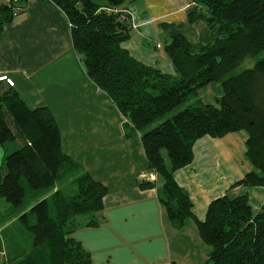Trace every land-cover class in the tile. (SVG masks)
<instances>
[{"label": "trees", "instance_id": "1", "mask_svg": "<svg viewBox=\"0 0 264 264\" xmlns=\"http://www.w3.org/2000/svg\"><path fill=\"white\" fill-rule=\"evenodd\" d=\"M50 1L70 23L72 46L87 77L123 117L125 137L140 134L146 170L163 181L159 201L167 217L176 228L187 219L195 223L207 247L203 264H264V204L254 213L248 194L224 195L209 204L199 221L174 180L175 171L191 163L197 140L244 131L245 157L253 170L232 188H264V56L258 57L264 53V0H189L194 5L189 21L202 20L216 32L197 52L183 36L170 37L164 52L175 76L139 63L123 49L130 30L129 16L119 17L125 13L120 8L124 0H108L104 8L91 0ZM13 15L10 7L0 6V34ZM251 59V67L237 71ZM212 83L223 89L216 105L203 103L198 95ZM182 103L187 105L166 118ZM15 141L17 150L3 159L0 199L11 206L8 212L19 215L33 243L29 253L9 258L0 240V264H92L73 237L79 227L75 219L86 217L82 226L95 227L107 189L61 151L51 111L29 108L3 79L0 146ZM68 180L70 189L64 187ZM153 185L139 183L141 188Z\"/></svg>", "mask_w": 264, "mask_h": 264}, {"label": "crops", "instance_id": "2", "mask_svg": "<svg viewBox=\"0 0 264 264\" xmlns=\"http://www.w3.org/2000/svg\"><path fill=\"white\" fill-rule=\"evenodd\" d=\"M92 1L103 8L108 6V0ZM120 8L130 18L129 38L121 46L133 59L163 74L175 76L164 52L172 35L183 36L193 52L215 37L216 31L204 21H189L194 8L189 0H124ZM0 77L13 82L12 89L29 108L47 107L51 111L59 129L61 151L107 189L103 209L96 215L98 224L83 226L73 234L74 237L85 231L81 238H74L90 254L92 264L205 262L207 247L199 238L195 223L187 219L181 228H176L167 217L159 201L163 181L146 170L140 134L125 137L126 131H121L123 117L120 112L115 114L111 100L87 77L72 46L70 23L53 2L35 0L25 4L22 12L13 15L3 27ZM98 101L100 108L94 110ZM107 107L112 115L111 125L102 123ZM97 116L100 124L93 125L94 129L105 127L102 130L111 132L97 137L101 141L93 135V145L96 148L107 142L103 147L108 151L100 155L94 150L86 157L82 154L85 148L80 141L81 132L88 130L89 120L93 122ZM64 132L69 133L65 136ZM246 140L247 134L242 131L218 139L200 138L193 145L191 163L175 171L174 180L187 193L197 220L204 221L213 200L247 194L246 188H232L253 170L245 157ZM113 142L119 144L117 148L112 149ZM121 146L130 150L128 157L117 154ZM6 153V146H0V179ZM143 175L145 178H141ZM142 180L154 185L141 188ZM3 205L4 211L11 208ZM18 216L12 215L11 220L0 223V235Z\"/></svg>", "mask_w": 264, "mask_h": 264}, {"label": "rangeland", "instance_id": "3", "mask_svg": "<svg viewBox=\"0 0 264 264\" xmlns=\"http://www.w3.org/2000/svg\"><path fill=\"white\" fill-rule=\"evenodd\" d=\"M94 3L96 4L97 2L94 1ZM1 5H2V2L0 0V6ZM14 16H15V14H14ZM262 56H264V53L260 54L258 57L260 58ZM254 61H255V59H251V60L245 62L237 71H241L244 68L251 67L253 65ZM222 93H223V89H222L220 83H212V84H209L208 86H206L205 88L199 90L198 95H199V98L201 99V101L203 103L216 105L217 104L216 102L218 99H220ZM107 104H108V101H107V103H105V106H107ZM186 105H187V103H182L178 107V109L173 110L170 113H168L167 114L168 116H166V118L171 117L172 115L176 114L177 111H181ZM99 108H100V104L98 101L95 104V106L93 107V109L97 110ZM116 109H113V110H115L114 111L115 114L119 115V113H118L119 111H117ZM82 116H83V118L86 117L85 115H82ZM111 119H112V115H111V113L107 107L106 114L104 116V120H102V123H106V124L111 125V121H110ZM89 122L92 125L88 124V126H89L88 130H86L87 129L86 128L85 131L81 132V136H80V141L84 145V148H85V152H84V150H82V154L85 153L86 157H88L93 153L94 150L97 151V153H99L100 155L106 154L108 151V148L103 147V145L105 143L106 144H109V143L105 142L100 147L95 148L96 145H93V143H94L93 135L96 136V138H95L96 140L101 141L103 139L97 138V137H103L105 133H109L111 131H109L107 129L102 130L105 127H102L99 131H96L94 129L93 125L97 126L100 124V117L99 116L95 117L93 122L91 121V119L89 120ZM120 129L124 133L125 130L123 128V123L120 125ZM67 133H69V132H64L65 136L67 135ZM242 134H246V133L244 131H242ZM18 143H19L18 141H15V142L6 144V149H7L6 155L17 150ZM89 143H90V147H88ZM118 145L119 144H117L116 142H113L111 145L113 147L112 149L117 148ZM120 148H121V150L117 153L119 155V157H124V156L128 157L130 154V150L126 147H123V146H121ZM163 155L165 156V153H163ZM165 160L167 161L166 157H165ZM76 163L79 164L78 162H76ZM123 169H124V167H122L121 170H123ZM84 172H86V171H84ZM69 182H70L69 180L65 182L66 186H64V187H66L67 189L71 188L69 185ZM59 188H61V187H59ZM25 190H27V189L25 188ZM245 192H247V194H248L249 204H250L253 212L254 213L257 212L260 209V207L264 204V188H258V187L257 188H246ZM1 200H2V202L0 203V220H2L4 218L11 220L12 213L8 212V211H4L5 209L3 207L4 206L3 203L4 204H8V203L4 199H1ZM26 201H27V203L34 204L38 200L27 199ZM87 220H88V218H86V217H78L75 219V221L77 223L79 222V227L77 229L78 231L82 230L81 229L83 227L82 225ZM78 235L76 234L74 237L78 238ZM84 235H85V231H82L80 233L79 237L81 238ZM0 240H1L2 250L6 252L7 257H9V258H14L16 256L22 257L24 254L29 253L30 250L32 249L33 235L29 230L25 229L19 223L18 217H17L15 223H11V222L8 223V226L6 227L5 232L2 234V236H0ZM0 263H1V260H0Z\"/></svg>", "mask_w": 264, "mask_h": 264}, {"label": "built area", "instance_id": "4", "mask_svg": "<svg viewBox=\"0 0 264 264\" xmlns=\"http://www.w3.org/2000/svg\"><path fill=\"white\" fill-rule=\"evenodd\" d=\"M2 4L10 7L13 11V14H17V13H20L22 12V9L24 7L25 4H31L33 2H35V0H1ZM125 14L126 13H122L119 17L121 20H126V17H125ZM4 79V77H0V81ZM9 86L13 87V82L9 79H6L5 80ZM141 178H145V176H141Z\"/></svg>", "mask_w": 264, "mask_h": 264}, {"label": "water", "instance_id": "5", "mask_svg": "<svg viewBox=\"0 0 264 264\" xmlns=\"http://www.w3.org/2000/svg\"><path fill=\"white\" fill-rule=\"evenodd\" d=\"M117 26H118L119 28H121L122 30H126V29H127L125 26H122L121 23H118ZM163 157H164V162H165V163H168V160H167V161L165 160V156H163Z\"/></svg>", "mask_w": 264, "mask_h": 264}]
</instances>
